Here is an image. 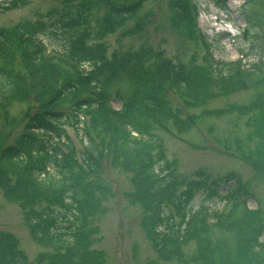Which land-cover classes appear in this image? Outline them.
<instances>
[{"label":"trees","instance_id":"16d2710c","mask_svg":"<svg viewBox=\"0 0 264 264\" xmlns=\"http://www.w3.org/2000/svg\"><path fill=\"white\" fill-rule=\"evenodd\" d=\"M146 1L58 0L41 17L0 26V98L38 102L14 140L0 146V187L9 201L22 204L31 238L53 251L46 252L47 264H104V251L92 244L95 223L113 192L104 177L105 160L131 174L133 190L126 197L144 209L142 226L160 260L195 261L184 249L195 238L206 262L234 264L237 258L238 264H264V214L247 206L254 196L241 177L212 176L205 168L182 174L177 159L166 155L159 126L171 122L179 131L189 130L191 116L183 105H203L253 87L255 77L264 81V64L216 59L212 41L198 33L194 0H168L170 27L205 49L202 55L195 50L189 60L175 61L151 45L110 50L105 42L110 34L131 37L146 30L148 21L140 15ZM215 1L222 7L227 2ZM22 3L10 0L4 8ZM46 38L61 48H49ZM116 99L120 109L113 107ZM245 109L252 112L249 123L264 134V90ZM65 125L86 140L84 149ZM198 194L204 200L195 208ZM208 200L234 206L213 208ZM215 229L236 235V256L210 240ZM202 234L209 238L199 240ZM0 264L38 263L13 234L2 232Z\"/></svg>","mask_w":264,"mask_h":264},{"label":"rangeland","instance_id":"374dc122","mask_svg":"<svg viewBox=\"0 0 264 264\" xmlns=\"http://www.w3.org/2000/svg\"><path fill=\"white\" fill-rule=\"evenodd\" d=\"M4 1L0 0V26L5 27L26 18L34 20L41 17L58 2L24 0L25 3L17 8H4ZM194 1L199 6L198 33L204 32L207 39L212 41V51L216 59L231 61L242 58L247 67L253 63L264 64V0H227L225 7L215 0ZM167 3L168 0H147L140 13L142 21H148L145 32L131 37L123 36L120 31L110 34L105 38L109 49L113 51L130 47L134 50L142 45H151L163 49L165 54L175 61L189 60L195 50L202 55L205 49H197L191 38L170 27L171 11ZM132 23L133 21H130L128 26ZM243 28H250V31L242 32ZM46 39L49 48H61L58 41ZM11 43L17 50L16 56H20L16 39ZM254 79L255 83L251 88L214 96L203 105H183L185 114L191 116L192 127L189 130L179 131L171 122L159 126L165 142L166 155L171 160L177 159L178 169L182 174L193 176L198 168H205L212 176L235 172L254 196L247 200V206L259 209L264 214V134L252 120V123H249L248 118L252 112L245 111V107L264 90V81L257 80L256 77ZM169 92L173 98L177 97L173 91ZM1 98L0 146L14 140L22 128L23 119L31 110H35L38 104L36 99H12L2 102ZM175 103L182 104V100H175ZM112 104L116 109L122 106L119 99L114 100ZM65 126L78 147L84 149L86 140L81 141L73 125ZM256 159L262 162L259 164ZM104 162L107 170L104 177L110 181L113 192L104 201L105 213L99 216L95 223L98 233L95 234L96 239L92 244L95 249L104 251V264L175 262L158 258L142 226L144 209L127 199L126 193L133 190L131 174L113 167L108 160ZM222 189L225 190L226 186ZM195 198L196 208L203 202L204 195L198 194ZM206 203L227 210L234 206V201L224 203L221 200H208ZM238 210H243V203ZM2 232L13 234L31 261L38 264L49 262L46 252L53 251L31 238L22 204L9 201L0 187V234ZM203 235L205 234L201 236ZM209 237L215 245L225 246L230 249L231 254H236L235 234L215 229ZM209 237L206 235L199 240L204 241ZM189 241L184 249L196 259L189 264H222L219 258L214 263L202 260L198 256V239ZM236 259H233L234 264L239 263Z\"/></svg>","mask_w":264,"mask_h":264}]
</instances>
